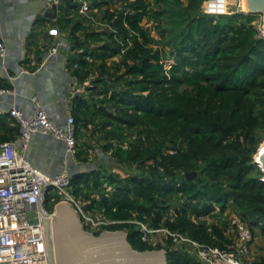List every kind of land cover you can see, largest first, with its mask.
<instances>
[{
    "label": "trees",
    "instance_id": "obj_1",
    "mask_svg": "<svg viewBox=\"0 0 264 264\" xmlns=\"http://www.w3.org/2000/svg\"><path fill=\"white\" fill-rule=\"evenodd\" d=\"M83 1L59 0L51 27L71 43L67 67L81 85L90 81L70 103L76 158L94 162L90 148H97L114 160L110 172L98 165L70 178L69 190L87 212L118 221L86 228L97 235L126 230L135 249L165 248L168 264L199 263L143 241L135 220L225 248L235 214L264 238V173L255 161L264 142V38L254 15H211L202 10L206 0H87L84 14ZM37 30L27 38L38 60L33 71L54 44L37 39ZM0 88L13 89L1 79ZM8 115L0 142L19 135ZM89 124L92 144L84 139ZM49 191L52 211L62 198ZM260 248L250 264H264Z\"/></svg>",
    "mask_w": 264,
    "mask_h": 264
},
{
    "label": "built area",
    "instance_id": "obj_2",
    "mask_svg": "<svg viewBox=\"0 0 264 264\" xmlns=\"http://www.w3.org/2000/svg\"><path fill=\"white\" fill-rule=\"evenodd\" d=\"M53 1L59 3V0ZM229 3L230 0H206L203 8L205 13L223 15L230 13ZM90 9L89 1L84 0L81 12L88 14ZM259 15L261 19L255 26L258 37L264 38V16L260 13ZM98 23L104 25L98 21L95 24ZM48 34L55 37L54 44L50 46V52L67 53L70 50L71 43L57 27H50ZM0 51H4L2 41H0ZM78 91L75 89L72 97ZM0 93H13V89L0 88ZM33 103L34 108L31 113L27 114L15 108L9 111L20 126L18 141L22 149L28 147L34 134L50 135L63 141L68 153L78 161L76 157L80 144L71 105L66 123L61 125L51 118L37 96L33 97ZM19 143L17 140L0 142V264H52L45 233V221L51 222L54 215V212L46 206L51 187L62 200L71 202L83 220H86V224L91 227L99 229L103 224L118 222L108 220L98 212H87L83 203L77 200L69 190L72 176L61 172L50 177L17 149ZM224 215L227 216V212ZM228 220L229 226L225 233L232 237V243L225 248L199 242L181 231H174L165 226L153 227L139 220L135 222L142 232L143 241L153 246L167 247L168 245L182 250L199 264H250L251 261H245L243 257L254 239L251 226L235 214H230Z\"/></svg>",
    "mask_w": 264,
    "mask_h": 264
},
{
    "label": "crops",
    "instance_id": "obj_3",
    "mask_svg": "<svg viewBox=\"0 0 264 264\" xmlns=\"http://www.w3.org/2000/svg\"><path fill=\"white\" fill-rule=\"evenodd\" d=\"M53 2V0H0V41L4 43V51H0V79L13 88V93L1 94L5 99L0 100L2 106L0 122L5 119V114H9L6 120L11 119L10 124L15 121L9 113L13 108L23 110L27 114L31 113L34 108L33 97L37 96L51 118L59 124H65L72 93L83 86L81 82L77 83L79 79L67 67L66 52L52 53L49 50L43 55L35 71L30 68L31 65L38 63L35 50L27 49V38L35 26L38 29L37 39L49 45L55 42V37L48 34V29L57 17L54 19L43 17L44 6L49 7ZM58 14L59 9L57 16ZM32 15L35 19L29 29L28 21ZM39 17L44 18L41 27L36 24ZM20 67L24 75L38 70H44L45 74L39 76L35 82L29 77L22 79V74L17 73ZM19 135L15 139L18 143ZM51 138L43 134H34L26 149H22L20 143L17 149L41 170L54 173L66 167L64 159L68 151L64 144ZM97 157L100 158L99 153ZM67 170L66 167L64 172L67 173Z\"/></svg>",
    "mask_w": 264,
    "mask_h": 264
},
{
    "label": "water",
    "instance_id": "obj_4",
    "mask_svg": "<svg viewBox=\"0 0 264 264\" xmlns=\"http://www.w3.org/2000/svg\"><path fill=\"white\" fill-rule=\"evenodd\" d=\"M248 1L250 8H248L247 11L238 9V12H246L249 14L260 13L264 16V0ZM57 13L58 4L56 2H53L49 7L44 6V18L54 19L57 17ZM34 19L35 17H33V15L29 18V29ZM22 71L23 69L20 67L17 73L22 74ZM43 74H45L44 70H38L27 75L22 74V79L29 77L35 82L37 78ZM77 83L79 84L80 81L78 80ZM1 94L2 93H0V100H4L5 96ZM0 108H2V106ZM47 136L50 138L52 137L50 135ZM56 140L65 145L63 141ZM259 151L260 149L258 153ZM98 153L101 159L114 161L109 154H105L102 150L98 149ZM64 161L68 169L67 173L71 176L79 172L94 170L98 167L94 162L85 163L75 161L70 153L66 155ZM255 161L259 164L264 173V148L258 157L255 156ZM64 169L57 170L54 173L49 171L44 172L50 177H54L64 172ZM196 174L195 171L188 172L186 173V178L194 179ZM52 223L55 233L54 242L51 238V235H53L51 224L48 220L45 221L46 240L52 264H168L167 250L165 248L143 251L135 249L129 242L128 232L126 230L105 229L98 235L88 230L83 223L81 215L69 201L61 200L55 204Z\"/></svg>",
    "mask_w": 264,
    "mask_h": 264
},
{
    "label": "rangeland",
    "instance_id": "obj_5",
    "mask_svg": "<svg viewBox=\"0 0 264 264\" xmlns=\"http://www.w3.org/2000/svg\"><path fill=\"white\" fill-rule=\"evenodd\" d=\"M243 3H244V0H230V5H229V11H230V13L231 14H233V13H235L236 11H238V9H244V7H243ZM202 10H203V12H205L204 11V8H202ZM247 11V10H246ZM248 14V13H247ZM254 16H252L253 18H254V24H257L258 23V21L261 19V15H259V14H257V15H255V14H253ZM96 28H98L97 26H95ZM153 35H155L156 37H158L159 35L157 34V32H155V31H153ZM171 62V60L168 62V63H170ZM90 83V81H88V82H86L80 89H79V91L77 92V93H82L83 91H84V89H85V87L86 86H88V85H90L89 84ZM91 127H93L92 126V124H89V126L87 127V128H84V131L86 132L87 131V133H86V136H85V143H87V144H92V137H91ZM96 144V143H95ZM97 145V144H96ZM260 149V148H259ZM97 155H98V149L97 148H90V156H92L93 157V161H94V163H96L97 164V166L98 165H100V168L101 169H103V170H105V171H107V172H110V170L112 169V166L114 165V163H112L113 165L111 166V165H109L108 164V161L107 160H104V159H101V158H98L97 157ZM257 155V154H256ZM104 161V162H103ZM107 161V162H106ZM116 165V164H115ZM123 168V167H122ZM52 212H55V206H54V209L52 210ZM83 219V218H82ZM208 220H210V219H208ZM83 223H84V225H87L86 224V220H83ZM50 224H51V227H52V225H53V223H52V220H51V222H50ZM54 226V225H53ZM98 227V226H97ZM92 228H94V229H98V228H95V227H92ZM52 230V232H53V235H51V237H52V240H53V242H54V240H55V233H54V231H53V229H51ZM263 241H264V238H263V236L262 235H260L259 233H257L255 236H254V239H253V242L251 243V245H250V249L248 250V252L246 253V255L243 257V260H245V261H251L252 262V260L255 258V256L260 252V251H262L261 250V246L262 245H264V243H263ZM55 244V243H54ZM56 247V246H55Z\"/></svg>",
    "mask_w": 264,
    "mask_h": 264
},
{
    "label": "bare ground",
    "instance_id": "obj_6",
    "mask_svg": "<svg viewBox=\"0 0 264 264\" xmlns=\"http://www.w3.org/2000/svg\"><path fill=\"white\" fill-rule=\"evenodd\" d=\"M243 7H244V10H248V8H250L249 6V1L248 0H244V3H243ZM264 148V143L262 144L261 148H260V151L258 153V155H256L257 157L259 156L260 152L262 151V149ZM50 222V221H49ZM54 231V226L52 225L51 227ZM52 238V237H51Z\"/></svg>",
    "mask_w": 264,
    "mask_h": 264
}]
</instances>
